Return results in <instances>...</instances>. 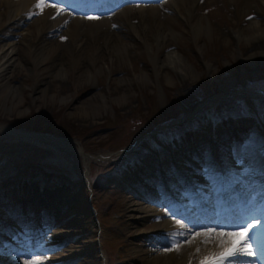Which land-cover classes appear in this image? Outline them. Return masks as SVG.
<instances>
[{
  "label": "rangeland",
  "instance_id": "rangeland-1",
  "mask_svg": "<svg viewBox=\"0 0 264 264\" xmlns=\"http://www.w3.org/2000/svg\"><path fill=\"white\" fill-rule=\"evenodd\" d=\"M198 1L195 16L196 18H200L201 22L212 26L214 32L211 35L203 33L200 36H196L193 33L190 22L182 15V10L180 13L171 11L166 7L159 10L161 15L165 14L167 16L165 18V15H162L163 18H160L161 20L165 18L162 20L163 26L170 28L173 31L174 37L157 52V55L161 57L169 52L179 54L186 64L192 68L191 72L195 76L192 78L190 74L184 77L181 73L171 70L170 68H163L161 70V75L160 72L157 74V72L154 71L155 64L153 63L152 54L148 50L147 44L138 39L137 36L132 33L129 26H124L123 28L125 30H121L119 27L114 30L118 31L120 29V35L125 42L132 43V45L128 44L126 49L130 56H125L120 62L115 61V65L110 72L99 74L96 78L88 82L86 78L81 76L82 74L77 71L75 59H62L61 57V59L57 60V58L52 55L44 66H41L35 71L30 66L33 56L28 53L27 46L21 42L19 37H17V39L15 37L8 39V41L16 42L18 50L21 52H19V59L27 68L24 71H14L8 78L10 84L19 88L21 91L19 95V99L21 100L16 107L10 102H6L3 105L0 94V126L6 129V126H9L8 123H11L12 125L22 127L23 125H30L31 123L34 124L36 120L40 119L47 129L61 135H72L71 139L67 137L68 139L65 140L73 145L75 144L74 147H77L78 150L82 149L83 152H85L84 154L87 153L86 155L89 157L83 158L85 161L88 160V163L82 160V164L85 167L87 165L88 170L86 174H90L91 177H94L101 174V171L98 169L94 170L91 167L92 164L96 165L97 161L99 163L100 161L105 163L112 162L114 160L113 155L118 156L125 151L123 146L130 142L133 137L135 138L141 133V130L137 131L138 128L142 124H144V126L148 125L151 119L150 116L153 117L158 113L165 114L169 109L168 106L174 101H178V105L189 114V119L198 115L203 130L211 129V124L205 119L203 109L210 103L220 100L223 102L219 104L220 108L224 107L223 111H225L221 114L222 116L227 113L238 116L241 112H244L247 115L253 116L255 119L261 118L264 111L263 99L262 102L255 101L254 106V99L250 96L258 92L262 95L264 93V82L256 78V80L254 79L248 84L245 80H249L251 77H257L258 71L264 69V59L257 60L254 63L243 61L242 55L245 54L243 48L246 49V45L243 42L238 44V42L231 37L229 31L232 28H239V26L245 27L253 20L264 22L263 0H255L256 7L248 11H243L242 9L246 0ZM4 13L5 9L0 2V44L2 40L12 36L13 32L11 28H7L6 26L8 18L4 16ZM184 15L186 16V14ZM32 28L34 29L35 27L33 26ZM34 32L35 35H37L36 31ZM65 37V35L51 37L49 39L50 44L56 45L58 47L57 50L62 53L64 51L63 47L59 45L64 42L61 40H64ZM256 43H259L262 46L261 50H264V39ZM94 58L95 55L89 51V54L85 53L82 55L79 62L82 61L81 64L86 65L88 59ZM60 60H62L63 64H68V69H70L65 79L54 78L53 75L55 74L54 70L56 64L54 65L55 67L50 68L51 62H53L51 64H54V62L59 64L61 62ZM45 69H50L51 72H45ZM40 71L42 73L38 75L36 72ZM141 73L148 74L150 82H137L136 76ZM162 73H167L169 75L168 77H172V81H165L162 77ZM122 79H125L126 83L120 82ZM229 83L231 84L228 87V91L225 90L221 92L222 88ZM60 87H62V89H59ZM123 90L127 93L126 98L125 100L118 101ZM213 92L215 93L213 94ZM44 93L46 94L44 96H47V98L54 96V100L44 101ZM100 95L105 96L104 101H100ZM237 95L244 99L243 111H240V106L234 105L233 100H231ZM62 97H67V100H61ZM93 100L102 102L104 108H101L88 117L82 116L77 109L85 104L94 105L92 103ZM67 125L70 126V128H67ZM6 131L1 130L0 133ZM3 134L4 133L0 134V136ZM48 135L49 134L41 138L57 143V137L52 138L48 137ZM21 137L29 138L33 136L22 134ZM73 137L78 138L81 145L78 143L76 144L75 142L77 141L73 139ZM217 141L218 140H216V142ZM219 142L220 143H216V145L221 148L229 149L231 147L227 141L220 140ZM239 146H241L242 151L249 154L252 153L251 151H253L254 154L258 152L259 154L255 156L257 158L261 153L264 154V136L257 135L253 141L244 140ZM120 147L121 149L123 148V150L120 149L121 151L118 150L113 152ZM67 148L71 149L72 146ZM108 151H112V153ZM193 152L194 151L190 150L187 153L193 155ZM134 153L139 154L140 152L135 151ZM229 153L231 154V151ZM198 156L200 155L188 156L187 158L195 163V158H198ZM3 161L4 160L0 161V178L6 177L2 172L10 169V166L8 167L6 162H4L3 165ZM145 161L147 164L143 167V173H137L136 177L129 175L125 176L124 174L121 178L114 179L111 178L109 174H106L108 179L103 183H99V181L96 182L94 188L92 190L89 189V194L79 193V199H76V197L72 198V209L66 210L64 212L65 216L59 217L61 220H64V222L66 220H71L72 222L77 221V223H72L69 227L63 226V228H57L50 232L56 234L66 232L65 242H59L57 238H52L50 244L44 243L39 247L45 245L55 247V245L62 242V247H66V250H69L66 251V255L79 259L77 264H107V262L101 258L99 247L96 242L98 227L95 222V213L96 216L99 217L101 212L103 213L100 207L110 205L109 212L106 215L101 214L106 224H111L112 226V228L108 230L109 235L106 237L109 245L112 249L115 248L114 252L118 251V258L124 264H149L146 260L147 257L143 255L144 250L151 251L146 255L152 257L154 254L152 253L153 251L163 252L171 243L167 240H162L161 245H159L151 242L147 236H141L147 232L154 222L150 220H145V222L136 220L130 208L134 202L142 203V201L133 199L127 186L134 190L137 189V193H141L139 188H136L137 178L147 173L145 171L146 168H152L151 160H144V162ZM177 161L179 162L178 165L180 169L191 170L187 161L178 158ZM222 161L224 160L222 159ZM209 164L212 168L214 167L213 163L209 162ZM205 169L206 167H200V170ZM30 170L35 169L27 168L25 170L30 174V181H32L31 179H34L36 172H29ZM110 170L111 168L107 167L105 172L108 173ZM193 172L194 171H182L185 176H189L190 179L195 181ZM200 172L201 171H198V173ZM51 177L52 176L49 174H46V176L44 175L40 187L48 183ZM209 177L212 178L211 181H201L200 184L209 187L211 190L209 194H213L212 188L215 189L216 181L213 180L216 176L211 173ZM129 178H131V180H128ZM12 180L13 179L7 178L4 182L0 183L1 198H4L5 193L10 196L12 195L9 190L10 185H5V183H12ZM243 181L245 183V180ZM246 181H249V178H247ZM194 185L196 184L194 183ZM11 187L13 191L14 187ZM250 187H252V184H250ZM250 187L248 188L249 190H251ZM15 191L20 194V198L17 200V202H20L21 192L19 186L16 187ZM172 191L174 192L173 189ZM35 195L36 194L33 196L35 197ZM65 196L69 197L68 195ZM133 196L138 197L135 195ZM139 197L144 199L153 198L154 200L152 195ZM162 198L163 196L159 200ZM65 200L68 202L67 198H63L60 201L64 202ZM90 202L98 209L95 213H90L88 210ZM66 205L59 206L63 208L66 207ZM165 205L166 203H164L162 207ZM68 208H70V206ZM1 211L4 212L3 210ZM113 214L114 217L112 216ZM72 236H74L73 239H77L75 243L68 242L70 238L67 237ZM144 238L147 239V242H143ZM34 241H36V239H34ZM152 245H159L158 247L160 250H152ZM19 246L22 247V244H19ZM43 248L46 249V247ZM56 252L57 250L53 248V250L50 249L46 253L36 254L34 258L37 259L40 264H57L55 258L56 254L55 257L51 258L43 256ZM30 255L34 254L31 252ZM109 255L110 257L113 256L111 252ZM0 264L4 263L0 261Z\"/></svg>",
  "mask_w": 264,
  "mask_h": 264
},
{
  "label": "bare ground",
  "instance_id": "bare-ground-1",
  "mask_svg": "<svg viewBox=\"0 0 264 264\" xmlns=\"http://www.w3.org/2000/svg\"><path fill=\"white\" fill-rule=\"evenodd\" d=\"M36 1L38 0H0L2 7L5 9L4 16L8 18V22L6 24L7 28L9 27L13 31L12 36L2 40L0 44V94L3 105L6 102H10L14 107L18 105L19 101L21 100L19 99L21 91L19 88L12 86L8 81V78L9 75H11V73L14 71H24L27 68V66L23 65L19 59L20 51L18 50L16 42L8 41V39H12V37H15L16 39L19 37L21 42L27 46L28 53L33 56L32 61H29L31 63L30 66L35 71L41 66H44L52 55H54L57 60L61 59V57L62 59H75L77 71L80 72L82 74L81 76H84L88 82L89 80L96 78V76L99 74L110 72L115 65V61L120 62L125 56H130L126 49L128 44L132 45V43L125 42V40L120 35V29L125 30L123 28L124 26H129L132 33H134L138 39L147 44V48L151 52L153 63L155 64L154 71L157 72V74L160 72L161 75V70L163 68H170L171 70L181 73L184 77L188 76L189 74L191 75V78L195 77L191 72L192 68L186 64L184 59L179 54L175 52H169L162 55L161 57L157 55V52L174 37L173 31L162 24V20H164L167 16L162 14L165 15V18L162 20L160 19L162 15L160 14L159 10L163 7L179 13L182 10V15L190 22L193 33L196 36H200L203 33L211 35L214 32L210 24H205L201 22L200 18H196L195 11L197 10L198 0H166L164 3H161L157 6H139L134 8L126 7L115 12L114 14L97 19L72 17L64 29L60 28L65 24L66 20L68 19V15L65 13H60L59 8L57 7L44 6L45 8L36 9V6L34 5ZM254 1L255 0H246L242 7L243 11H248L256 7ZM184 14H186V16ZM263 25L264 22L253 20L250 21L245 27L239 26V28L237 27L235 29H230L229 32L231 37L234 38L238 44L243 42L246 45V49L243 48L245 52V54L242 55L243 61L254 63L257 60L264 59V50H261L262 46L259 43H256L259 40L264 39ZM33 26L35 27L34 29L32 28ZM117 27L120 29L118 31L114 30ZM34 31H36L37 35H35ZM62 35L67 37V40L59 45L60 47H63L64 53L58 51V47L56 45L50 44L49 40L51 37ZM89 51L95 55V58L88 59L86 65L81 64L82 61L79 62L80 58L85 53L89 54ZM60 61L61 62L59 64L56 62L51 64L53 63L51 62L50 68L55 67L54 65L56 64L54 70L55 74L53 75L54 78L57 77L59 79H65L70 69H68V64H63L62 60ZM46 71L51 72L50 69H45V72ZM36 73L40 75L42 72L40 71ZM168 76L169 75L167 73H162V77L165 81H172V77L170 78ZM136 80L137 82H150V77L146 73H141L140 75L136 76ZM120 82L126 83V80L122 79ZM230 84L231 83L223 87V89L227 90ZM59 89H62V87ZM44 95L46 94H43L44 101H53L55 98L54 96L47 98V96ZM120 95L121 96L118 98V101L125 100L127 93L125 90H123V93ZM104 98V95H100V101H104ZM61 100L65 101L67 100V97H62ZM100 101L93 100L92 103L94 105L85 104L77 110H79V113L82 116L88 117L89 115L99 111L101 108H104V105ZM60 145L69 147L66 143H62ZM193 155L197 156L199 154L194 151ZM198 158H200V156H198ZM248 165L244 171L245 176H247L248 173L255 174L258 177H260V175H264V167L252 169ZM213 175L216 176V173L214 172ZM247 178H249V181H246ZM247 178L245 179L244 183L240 177H237V184L224 185V188L231 187L228 188V190L230 191V194H234L232 198L238 200L241 197L240 194L236 192L237 189L242 190L243 188V190H246L247 194H249L250 190L248 188L250 187V184L256 181V177L247 176ZM262 189H264V187ZM32 195H34V193ZM59 196L60 193H55L52 195V197ZM35 197L39 198V194L35 195ZM137 198L139 201H142V203L134 202L130 208L134 218L140 222H145V220L151 219L152 215L155 216V213H160L155 212L154 210L156 208L153 206H163L164 203H166L164 206L165 208L174 212V217H181L180 220H184L177 221L175 219H161L160 221L151 224V227L146 233L150 235H170L172 232L174 234L170 237V241L171 243L179 242V247L178 250L173 248L172 251L167 252L155 251L153 252L154 254L152 257L146 255L151 251L149 252L148 250H144L143 255L147 257L145 258L149 264H201V262L204 261L206 257H211L213 254H218L224 251L226 248L231 247L232 238L228 236V232L225 231L223 233L208 230L202 231V233L199 234H196L197 232H192L190 235H188L187 232L184 233L185 227L183 223L185 222L187 213L179 210L177 208L178 206L171 205L170 198L166 195H163L161 200L156 201H154L153 198L144 199L139 196ZM217 198L218 195L215 192L213 194H208L205 200L210 204H215ZM62 199L63 197H61L60 200ZM225 201L226 199H224V203ZM66 204V200L64 202L59 201L57 208L51 209V212L55 211L53 215H58V218L56 216L53 219L52 224H56L58 220L62 221V225L65 227H69L72 223H77V221L70 222V220H66L64 222V220H61L59 217L60 211L64 208H60L59 205L64 206ZM51 205L52 204H50V206ZM203 206L202 204H197L194 207V209H196L197 213L199 214L202 223L210 222L208 219H215L214 223H225L226 221L227 224L241 223L246 221L244 219L247 212V208L245 206H240V211L233 212L230 215L226 214L225 210L223 213H221L220 210L223 208H221L219 205H216L214 210H211L210 212ZM248 212L250 211L248 210ZM256 214L257 213L251 211L250 217ZM41 217H43L41 214L36 215L35 220H39ZM178 230L182 231L180 236L178 234L180 232H177ZM203 234L207 235L206 238L203 236ZM40 237L41 236L36 237V242H38ZM44 237L45 236L41 237L39 241ZM32 254H35V252L32 251ZM66 261L69 263L71 262L70 260Z\"/></svg>",
  "mask_w": 264,
  "mask_h": 264
},
{
  "label": "snow or ice",
  "instance_id": "snow-or-ice-1",
  "mask_svg": "<svg viewBox=\"0 0 264 264\" xmlns=\"http://www.w3.org/2000/svg\"><path fill=\"white\" fill-rule=\"evenodd\" d=\"M49 0H38L37 8H43ZM56 7L55 3H51ZM63 10H61L62 12ZM55 18V17H53ZM90 19L92 17H89ZM209 231H214L209 229ZM231 239V247L224 251L206 257L201 264H242V257H248L256 260L258 256H264V218L254 216L244 222L238 223L234 230L227 233ZM256 245L257 247H253ZM179 242H174L165 248L164 251L178 250ZM199 250V249H198Z\"/></svg>",
  "mask_w": 264,
  "mask_h": 264
},
{
  "label": "trees",
  "instance_id": "trees-1",
  "mask_svg": "<svg viewBox=\"0 0 264 264\" xmlns=\"http://www.w3.org/2000/svg\"><path fill=\"white\" fill-rule=\"evenodd\" d=\"M29 127H35L34 125H28ZM67 128H70V126H66ZM0 149H1V147H0ZM13 152H15L16 153V156L17 157H20V158H22L23 157V155L24 156H30L31 155V153L32 152H30L29 150H28V148L26 147V145L25 144H14L13 145V148H10L9 150H8V153L9 154H12Z\"/></svg>",
  "mask_w": 264,
  "mask_h": 264
}]
</instances>
